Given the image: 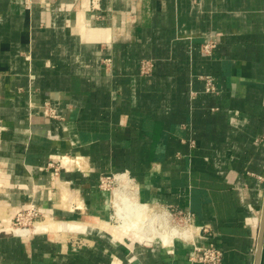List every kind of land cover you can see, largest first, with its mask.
<instances>
[{
  "label": "crops",
  "instance_id": "obj_1",
  "mask_svg": "<svg viewBox=\"0 0 264 264\" xmlns=\"http://www.w3.org/2000/svg\"><path fill=\"white\" fill-rule=\"evenodd\" d=\"M61 156L82 169L53 178ZM109 173L138 185L135 200L119 195L121 225L99 188ZM30 204L49 217L29 235L1 232L0 264H198L209 243L222 264H257L264 0H0V228ZM142 206L191 213V237L148 236ZM261 245L264 264V234Z\"/></svg>",
  "mask_w": 264,
  "mask_h": 264
},
{
  "label": "built area",
  "instance_id": "obj_2",
  "mask_svg": "<svg viewBox=\"0 0 264 264\" xmlns=\"http://www.w3.org/2000/svg\"><path fill=\"white\" fill-rule=\"evenodd\" d=\"M54 0H39L43 4H50ZM215 47V42H210L205 45L204 50L206 53H210ZM152 63L148 60L143 61L141 65V71L144 74H149L152 71ZM205 80L206 91L213 93L216 91V85L211 75L203 77ZM45 114L50 117H58L55 108L50 104L45 106ZM47 167L50 169L51 176L53 178L58 177L64 170H73L75 168H81V160L79 157L61 156L57 158H51ZM99 188L103 191H107L112 196V204L116 211L115 206V194L116 191H124L126 194L136 197L138 194V185L135 179L126 173H109L103 174L100 177ZM175 210V209H172ZM170 210V212H172ZM168 213V216L171 213ZM175 212L185 218L187 223L192 222V214L183 210H175ZM49 217L48 212L43 211L36 204H30L24 207H20L16 210L13 218L10 222L0 228V233L16 234V235H29L33 233L37 228V223L42 219ZM224 254L214 243H209L204 246H197L192 256V262L198 264H222Z\"/></svg>",
  "mask_w": 264,
  "mask_h": 264
},
{
  "label": "rangeland",
  "instance_id": "obj_3",
  "mask_svg": "<svg viewBox=\"0 0 264 264\" xmlns=\"http://www.w3.org/2000/svg\"><path fill=\"white\" fill-rule=\"evenodd\" d=\"M119 200H120L118 202L119 204H121V205L124 204V198L123 197H120ZM144 209H143V206H142L141 211H139L140 214L142 212V215H141V225H142V227L141 228L145 227L146 224H148L145 227L146 230L148 231V236H155V237L156 236H161V235L164 236L166 234V232H171V234L172 233L176 234V235H172L171 236L172 238H173V236H177V237L173 238V241L175 240V238H179V239H182V240H184V239L188 240L191 237L193 224H192V222L191 223L190 222L187 223L185 218H183L181 215L177 214L175 212V210H178V209L171 208V210L172 209H175V210H172V212L169 211L171 213L170 216H168V213H165V212H163L161 210H149L148 214H145L146 211ZM114 211H115V209H114ZM159 215H161V216L165 215L167 220H166V218H163V217H161L162 218L161 220L158 219V218H160ZM116 216H117V214H116ZM157 216H158V218H157ZM117 218L120 220L119 225H121L122 223H121L120 217L117 216ZM10 220H8V221L10 222ZM43 220H46V219H42L41 221H43ZM154 228H155V230L153 232ZM185 229L188 230V235H187V237L184 238V237H182V235H183V231H185Z\"/></svg>",
  "mask_w": 264,
  "mask_h": 264
},
{
  "label": "bare ground",
  "instance_id": "obj_4",
  "mask_svg": "<svg viewBox=\"0 0 264 264\" xmlns=\"http://www.w3.org/2000/svg\"><path fill=\"white\" fill-rule=\"evenodd\" d=\"M121 192L122 191H117L116 192V194H115V206H116V214H117V210H118V202L120 201L119 200V195L121 194ZM125 194H126V192H124ZM127 196H129V197H131V199H133V200H135L132 196H130V195H128V194H126ZM137 210V209H136ZM132 213V211L131 210H126L125 212H124V217H126L127 215H131V213ZM134 216V215H133ZM158 217V216H157ZM136 218V217H135ZM120 219H122V218H120ZM134 219V218H133ZM137 220H140V219H137ZM167 220V219H166ZM153 221V220H152ZM130 222V221H129ZM141 222V221H140ZM139 222L138 221H134L133 223H131V224H133V227H135V228H137V225H139L138 224ZM129 224V223H128ZM122 225V226H120L119 227V233L117 232V234H119V235H128L129 234V230H130V227H129V225ZM63 225V223L61 222V223H51V225L49 226V228L51 229H54V228H56V227H61ZM152 228V227H151ZM118 230V229H117ZM152 231V230H151ZM185 231H188V230H186L185 229ZM136 232V235H135V237H133L134 238V240H136V239H138V240H142L143 238H146L143 234L144 233H140L139 231H138V228H137V230L135 231ZM153 233V232H152ZM148 234V233H147ZM182 237H187V236H183L182 235ZM153 239V238H152Z\"/></svg>",
  "mask_w": 264,
  "mask_h": 264
},
{
  "label": "water",
  "instance_id": "obj_5",
  "mask_svg": "<svg viewBox=\"0 0 264 264\" xmlns=\"http://www.w3.org/2000/svg\"><path fill=\"white\" fill-rule=\"evenodd\" d=\"M263 234H264V218L262 222V227H261V232H260V240H259V248H258V256H257V264L260 262V256H261V248H262V239H263Z\"/></svg>",
  "mask_w": 264,
  "mask_h": 264
}]
</instances>
